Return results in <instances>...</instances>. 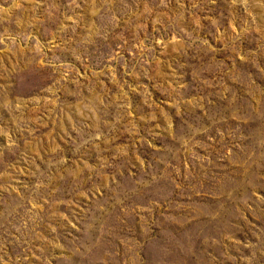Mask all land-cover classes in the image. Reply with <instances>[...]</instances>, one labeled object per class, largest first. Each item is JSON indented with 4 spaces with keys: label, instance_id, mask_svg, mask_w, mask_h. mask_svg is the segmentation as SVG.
Segmentation results:
<instances>
[{
    "label": "rangeland",
    "instance_id": "1",
    "mask_svg": "<svg viewBox=\"0 0 264 264\" xmlns=\"http://www.w3.org/2000/svg\"><path fill=\"white\" fill-rule=\"evenodd\" d=\"M0 264H264V0H0Z\"/></svg>",
    "mask_w": 264,
    "mask_h": 264
}]
</instances>
